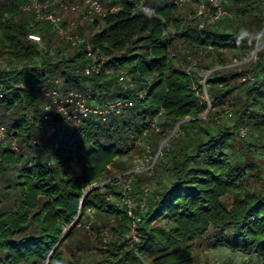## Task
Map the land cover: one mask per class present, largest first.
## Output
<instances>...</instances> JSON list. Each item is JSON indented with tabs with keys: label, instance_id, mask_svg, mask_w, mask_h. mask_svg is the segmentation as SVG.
Returning a JSON list of instances; mask_svg holds the SVG:
<instances>
[{
	"label": "trees",
	"instance_id": "1",
	"mask_svg": "<svg viewBox=\"0 0 264 264\" xmlns=\"http://www.w3.org/2000/svg\"><path fill=\"white\" fill-rule=\"evenodd\" d=\"M29 1L0 0V55L21 63L0 66V122L13 130L19 146L14 151L0 141V264H61L62 249L84 228L87 210L95 239L75 245L72 264H195L197 253L218 246L264 264V32L257 36L264 0H222L231 15L203 27L196 16H181L172 0H141L154 13L142 12L140 0H99L117 8L94 14L93 25H102L85 37L110 55L104 65H125L137 75L135 81L147 87L142 99L116 75L102 69L84 73V46H72L58 34L71 51L52 43L53 25L23 9ZM59 1L82 0H54L48 9L55 12ZM165 25L175 33L165 34ZM30 31L40 33L43 47L27 38ZM254 47L255 57L238 70L226 66L228 52L244 57ZM181 48L193 56L214 53L223 66L207 75L206 90L211 106L226 103L232 110L231 126L201 122L205 104H197L192 89L197 76L176 64L188 62ZM50 79L62 91L87 94L89 104L122 98L133 105L105 120L91 115L77 121L54 112L55 131L44 137L37 127L40 86ZM161 107L160 129L149 133L155 145L176 123L179 132L166 139L168 147L156 157L151 175H133L128 194L143 195L142 187L160 169L168 182L146 193L142 210L134 209L139 240L129 242V219L114 202L120 182L109 168L130 166L116 159L129 154L133 139ZM240 124L256 136L238 146L232 129ZM93 183L98 184L85 193ZM104 229L110 237L102 248ZM92 248L98 252L88 256Z\"/></svg>",
	"mask_w": 264,
	"mask_h": 264
},
{
	"label": "built area",
	"instance_id": "2",
	"mask_svg": "<svg viewBox=\"0 0 264 264\" xmlns=\"http://www.w3.org/2000/svg\"><path fill=\"white\" fill-rule=\"evenodd\" d=\"M54 0H30L28 3L23 5V9L32 10L34 15L38 19H43L49 21L56 32L63 36L72 46L83 45L85 50V55L87 58V63L83 66V72L88 73H97L101 69L106 75H116L118 81L127 89L132 91L136 97L142 99L147 94V87L140 85L135 81L134 76L137 75L131 72L127 66H112L104 65V62L110 60V55L104 53L99 49V47H92L90 42L84 35H79L76 32H69L66 30L62 24V18L56 12H53L48 9L50 4ZM189 0H172V3L180 6ZM196 8L194 15L199 19L198 27H203L205 24L212 23L215 20L230 16V11L225 8L221 1L222 0H196ZM80 5L85 9V14H100L104 15L106 11H112L117 6L113 5L110 7H104L99 0H82V1H73V2H58V6L63 9L75 10ZM139 8L144 13H154V8L144 4L141 0L139 1ZM84 14V15H85ZM67 25L73 26L75 23L74 19H67ZM164 29L165 34H174L176 29L165 25ZM264 32V13H263V24L261 26L260 33ZM27 38L35 42L40 41V36L36 33L29 32L27 33ZM257 40V39H256ZM212 45L208 44L206 50H211ZM252 55L250 58L255 57V52H251ZM173 55V52H170ZM179 67H181L184 72L191 76L196 70L195 60H190L187 63L177 62ZM19 66V65H18ZM212 69L207 70L204 74H201L200 77H196V80L192 82V89L197 99V104H201L202 101H206V96L204 91V86L206 85V77L209 75ZM57 82L56 79H50L45 81L40 86V91L42 95V107L43 112L39 116L37 122V127L40 133L44 137H50L55 131V124L53 119L54 112H60L67 117H72L75 120L79 121L82 117L86 116H96L101 120H105L110 114H118L124 107L133 105V100L131 99H122L117 98L107 102L103 106L96 104H89L88 95L80 91L67 90L62 91L58 89L54 84ZM203 86V90L201 87ZM200 91V93H199ZM163 113V108L161 107L158 112L150 119L147 120V125L143 128L140 134L133 139L130 146L131 148L141 144V138L149 135L150 132H158L160 129L159 118ZM241 135L246 133V127L244 125H238L237 127ZM174 132L176 131L173 129ZM6 140L8 146L14 150L18 151L19 146L17 143L16 136L13 134V130L9 129L5 124L0 122V141ZM56 146V145H55ZM160 149L157 153L152 156L150 152V146L148 143L144 145L143 153L137 155L132 159V164L121 173L117 174V180L120 181V193L114 200L116 204L122 207L129 219L128 231L125 234V237L129 242H137L139 240V233L137 230V221L139 217L135 214L134 209L138 208L142 210L145 206V195L149 191V186L147 185L143 189V195L139 198H133L128 194L133 179V175L140 173L142 171H152L155 159L158 155ZM71 166L74 169H77L74 160L70 161ZM107 198H113L112 194H108Z\"/></svg>",
	"mask_w": 264,
	"mask_h": 264
},
{
	"label": "rangeland",
	"instance_id": "3",
	"mask_svg": "<svg viewBox=\"0 0 264 264\" xmlns=\"http://www.w3.org/2000/svg\"><path fill=\"white\" fill-rule=\"evenodd\" d=\"M103 4V1H100ZM196 0H189L185 2L184 4L178 6V11L181 16H195V8H196ZM105 7V5L103 4ZM55 12L59 14L62 18V24L66 30H69V32H76L79 35H84V36H89L91 32L97 30L98 28L101 27L102 23L99 22L98 25H93L92 20L96 15L94 14H85V9L82 5H80L77 9L75 10H68V9H63L57 5L55 8ZM85 14V15H84ZM74 19L75 23L73 26H68L66 23L67 19ZM75 27H80L81 32L79 33ZM33 33H36L40 36V33H37L35 31H30ZM29 33V32H28ZM56 32L53 27L50 29V37H51V42L53 43L54 41H58V38H56ZM59 35V34H58ZM61 36V35H60ZM56 38V39H55ZM39 46H42V39L40 37V41L37 42ZM59 45L61 44V48L63 51L66 53L71 51V47L69 45H64V43H60L59 41L57 42ZM183 50L184 54H186V61L190 60H195L196 63V70L193 72L195 76L200 77L201 74H204L207 70L209 69H219L222 68L223 66L219 65L216 61L215 54H207L205 51L198 52L195 56L190 55L189 51L186 50L185 48H181ZM52 52V50H50ZM252 53H249L247 56H240L239 54H236V52H228L229 56V62L227 63L226 66L232 68L235 67L236 70H238L241 67V64L243 61L250 59ZM8 59H6L4 56L0 55V66L2 67H8L9 65H19V61H10L7 62ZM9 61V60H8ZM179 62V61H178ZM177 63V62H176ZM187 63V62H184ZM201 87V86H200ZM203 90V86L201 87ZM205 96H206V101H202L201 104H205V106L202 107L200 110L198 117L201 119V122L203 124H209L212 127L217 126V125H228L231 126L232 121H233V113L230 108H228L227 104L224 103L220 107H213L211 106L210 99L208 97V93L206 90V85L204 86V91ZM200 93V91H199ZM199 103V105H201ZM217 111V113H215ZM162 115L159 118V121L161 120ZM178 123L174 124V126L171 128L170 133H175L179 132L178 129ZM246 127V133L241 135L238 131L237 128L231 127L232 131L235 133V142L237 143L238 146H240L241 143H248L249 141L252 140V137L256 136L255 133H253L248 126ZM152 133V132H150ZM169 133V134H170ZM168 137H165L164 139L159 140L157 145H155L154 135H147L145 137L141 138V144L134 146L130 149L129 154H127L124 157L117 158L116 162L121 163V164H132V159L137 156L141 155L143 153L144 145L146 143L149 144L150 146V152L151 155L154 156L158 149V155L163 148H167V143L166 139ZM157 155V156H158ZM257 158H261L262 155L256 153ZM118 167L120 165H114L110 166L109 170L110 173H113V176H116L117 174L121 173L122 171H118ZM154 168V167H153ZM141 173H144L145 175H151L153 173L152 171H142ZM263 175H264V170H263ZM119 181V180H118ZM120 182V181H119ZM168 182V178L165 174V172L160 169L158 170V173L156 176L150 180V182H147L142 188H145L147 185L149 186V191L153 188H156L157 186L161 184H166ZM98 183H93L92 185H97ZM148 191V192H149ZM90 215L91 211L87 210V213H85L82 218H81V226H84V228H79L74 237L71 238L67 244V246H64L62 249V259H61V264H72L70 254L71 252L75 249V245L77 243L80 244V242H84L88 238V244H91L94 241L95 233L96 230L91 228L90 226ZM110 237V234L107 229H104L103 236L101 238V243L100 246L104 248L105 246V241L108 240ZM98 251L95 248L90 249L86 253H88V256H91L92 254H96ZM91 253V254H90ZM195 264H257L256 259L253 255L248 256L246 254H242L240 252H233L230 251L228 248L224 246H218L215 248H206L202 250L201 252L197 253L196 255V261Z\"/></svg>",
	"mask_w": 264,
	"mask_h": 264
},
{
	"label": "water",
	"instance_id": "4",
	"mask_svg": "<svg viewBox=\"0 0 264 264\" xmlns=\"http://www.w3.org/2000/svg\"><path fill=\"white\" fill-rule=\"evenodd\" d=\"M255 50H256V47H254L253 52H255ZM171 134H172V133H170L167 137H169ZM93 186H95V185H91V186H89V187L86 189L85 193H86L91 187H93Z\"/></svg>",
	"mask_w": 264,
	"mask_h": 264
}]
</instances>
